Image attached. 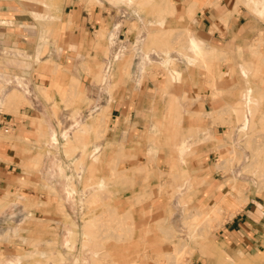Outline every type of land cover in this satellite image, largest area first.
Listing matches in <instances>:
<instances>
[{
  "label": "crops",
  "instance_id": "1",
  "mask_svg": "<svg viewBox=\"0 0 264 264\" xmlns=\"http://www.w3.org/2000/svg\"><path fill=\"white\" fill-rule=\"evenodd\" d=\"M243 1L150 0L149 8L136 6L124 17L115 12L116 6L102 2L92 11L82 9L71 13L72 17L60 12L55 19L56 42L64 50L54 57L59 61L55 68L61 62L71 69L76 86L79 77L86 79L97 70L100 61L103 77L105 48L111 49L109 38L118 26L124 51H134L132 63H116L118 87L114 92L107 89L108 96L99 113L101 117L107 114L108 121L101 138L92 137L89 144L94 155H103L102 176L107 180L126 177L135 182L130 195L136 194V210L143 212L152 207L158 213V220L153 214L152 227L158 221L166 225L167 213L181 210V195L189 201L186 205H195L208 216L214 207H220L225 219L215 231L216 243L232 260L255 259L264 252V195L252 189L243 192L233 188L230 180L240 178L239 164L227 155L233 146L239 147L238 141L229 138V122L237 117L232 109L244 99L248 79L256 97L253 84L264 83V46L260 49L257 43L264 31V20L258 16L264 15V0H251L257 14ZM155 3L166 4L173 13L155 18V12H149L151 8L155 11ZM39 5L29 0H0V69L7 66L6 59L11 54L35 52L33 45L45 42L40 39L47 36L48 19L43 14L49 13ZM167 22L170 33L184 34L179 41L169 40L172 49H168L163 61L165 76L157 68L162 61L155 49V25L165 27ZM101 28L107 30V35L97 40L95 32ZM248 63L259 69L253 73H259V79H253L251 73L247 77L242 71V65ZM85 67L93 72L86 75L82 70ZM28 76L25 74V78ZM65 77L59 75L57 80L64 82ZM93 83L97 82L85 81L89 99H94ZM45 88L48 93L50 89ZM26 93L30 94V90ZM20 99L16 88L5 97L8 104ZM1 108L0 200L14 198L17 189L21 192L19 180L34 182L36 187L23 189L31 202H38L30 211L49 210L53 203L48 202L41 181L46 166L36 156L35 142L42 130L50 134L53 125H33L35 112L28 106L17 112ZM247 123L246 119L242 128ZM88 128L92 131L90 125ZM52 138L57 139L55 134ZM86 146L83 143L82 148ZM223 153L226 157L221 159ZM115 186L118 185H110ZM172 189L181 192L170 200L167 195ZM206 206H211L210 210H205ZM137 222L145 225L144 219ZM108 256L115 260L120 254L113 247ZM208 259L198 254L188 264H206L202 261Z\"/></svg>",
  "mask_w": 264,
  "mask_h": 264
},
{
  "label": "rangeland",
  "instance_id": "2",
  "mask_svg": "<svg viewBox=\"0 0 264 264\" xmlns=\"http://www.w3.org/2000/svg\"><path fill=\"white\" fill-rule=\"evenodd\" d=\"M29 1L40 4L39 7H44V11L49 13L43 14L48 19L47 36L40 37L45 42L33 45L35 52L20 51L6 59L7 66L0 69V106L2 110L11 112H17L20 107H31L35 112L33 125H53L50 134L42 130L35 142L36 156L46 166L44 178L41 179L42 187L46 190L48 202L53 204L43 212L30 211L31 207L38 206V202H31L23 189L30 185L36 186L34 182L24 180H19L21 192L17 189L14 198L9 201L0 200V264H188L190 258L198 254L210 258L202 261L206 264H264V252L255 259L237 260L228 259L222 253L215 234L225 219L220 207H214L210 216L207 213L204 215L199 207L186 205L189 201L181 195V210L167 213L166 225H159L158 221L152 227L151 220L154 216L158 220V213L152 211V207L143 212L136 210V201H133L136 194L130 195L135 182L126 177L121 180L120 176L113 180L105 179L102 176L103 155L100 152L94 155L89 149L91 138H101L108 120L107 114L99 116L103 106L92 115L85 114L93 102L89 99L85 81L98 83L102 80L103 61H100L95 72L88 67L82 68L86 75L91 72L93 74L86 76L84 81L78 76L77 86L74 84L75 79L72 81L75 73L71 69L65 68L61 62L60 68H55V62L59 61L54 57L64 51L56 42L55 19L60 12L72 17L71 13L82 9L92 11L96 5H103L102 2L116 6L115 12L124 17L129 11H135L136 6L141 9L149 8L152 6L147 5L150 0H120L119 3L113 0ZM243 2L250 11L256 13L251 0ZM152 9L149 12H155V18L160 19L173 13V9H169L164 3H155V11ZM258 16L264 20V15ZM116 24H120L119 20ZM167 27H171L168 22L165 27L155 25V49L162 61L157 68L165 76L167 71L163 64L170 52L169 40L176 38L179 41L184 34V31L170 33ZM119 29L118 26L117 30H113L109 39H119ZM106 32L105 28L97 30L96 39L104 40ZM260 34L257 43L262 49L264 31ZM122 45L118 42L116 47H106L105 57L117 50L120 52ZM125 52L126 50L120 57L117 55L114 62L112 78L107 86L110 92L118 87V78L114 74L116 63L122 61L130 64L133 61L134 51ZM152 58L148 57L149 60H153ZM204 65L210 70V63L206 62ZM242 71L248 77L259 69L248 63L242 65ZM25 74L29 76L25 78ZM59 75L66 76L64 82L57 80ZM255 75L253 74V79H259V73ZM247 81L248 85L242 93L244 99L232 109L237 117L235 121L229 122V138L234 142L238 141L239 147L233 146L227 155L237 161L240 173V178L235 177L230 183L236 190V187L243 192L252 189L264 195V83L253 84L259 99L254 96L249 79ZM45 87L50 89L48 93ZM12 88L20 91L21 99L8 104L5 97ZM27 89L31 95L26 93ZM246 119L247 126L242 128ZM88 125L92 127V131ZM52 134L57 139H53ZM83 143L87 146L82 148ZM220 156L221 159L226 157L224 153ZM114 183L118 186L110 187ZM178 192L181 191L172 189L167 197L172 200ZM210 208L211 206H206L205 210ZM138 219H144L145 225L138 223ZM113 247L120 254L115 260L108 256ZM92 253L95 255L94 259Z\"/></svg>",
  "mask_w": 264,
  "mask_h": 264
},
{
  "label": "built area",
  "instance_id": "3",
  "mask_svg": "<svg viewBox=\"0 0 264 264\" xmlns=\"http://www.w3.org/2000/svg\"><path fill=\"white\" fill-rule=\"evenodd\" d=\"M110 40H113L112 43L110 42L111 47H116L118 42H120L121 44V41H122L120 39H117L116 37H114L113 39L111 38ZM124 48L125 47L122 45V47L120 48V52L117 50L116 53L110 54L108 55V57L104 59V67H103L104 75L102 77L101 82H98L95 84V88H94L95 93L93 94L94 99H92L93 102L89 105L88 110H86L85 112V114H87L88 116L96 113V111L100 109V106L104 100V97L108 96L107 86L109 82L111 81L113 65H114V62L117 60V55H119L120 57L122 53L124 52Z\"/></svg>",
  "mask_w": 264,
  "mask_h": 264
},
{
  "label": "bare ground",
  "instance_id": "4",
  "mask_svg": "<svg viewBox=\"0 0 264 264\" xmlns=\"http://www.w3.org/2000/svg\"><path fill=\"white\" fill-rule=\"evenodd\" d=\"M189 213V212H188ZM204 215H206V212L205 213H203ZM193 215V214H192ZM200 215H202V214H200ZM191 216V215H190ZM188 217V219H190L189 218V216H187ZM191 218H193L192 216H191ZM85 234V233H84ZM184 248V247H183ZM179 251V250H178ZM181 251V250H180ZM184 252V251H183ZM181 253V252H180ZM178 255V254H177ZM181 255V254H180ZM12 264H18V263H16V262H14V263H12Z\"/></svg>",
  "mask_w": 264,
  "mask_h": 264
}]
</instances>
